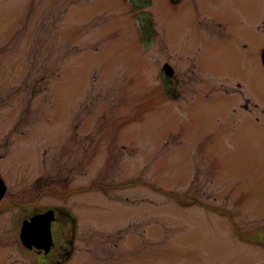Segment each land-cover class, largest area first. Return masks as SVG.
Returning <instances> with one entry per match:
<instances>
[{
	"label": "rangeland",
	"instance_id": "obj_1",
	"mask_svg": "<svg viewBox=\"0 0 264 264\" xmlns=\"http://www.w3.org/2000/svg\"><path fill=\"white\" fill-rule=\"evenodd\" d=\"M263 48L264 0H0V264L51 207L68 264H264Z\"/></svg>",
	"mask_w": 264,
	"mask_h": 264
},
{
	"label": "flooded vegetation",
	"instance_id": "obj_2",
	"mask_svg": "<svg viewBox=\"0 0 264 264\" xmlns=\"http://www.w3.org/2000/svg\"><path fill=\"white\" fill-rule=\"evenodd\" d=\"M168 1L173 6H176L178 4H181L183 0H168ZM212 24H213V26L218 27L220 32L223 29V24L220 22H216L215 20H213ZM263 49H262V51H263ZM261 62H262V52H261ZM171 80L174 81L173 79H171ZM31 213H32V216L29 219H25L23 222L30 221L32 218L39 216V215H42V214L50 213L52 215V218H51V220H52L51 221L52 245H51L50 251L45 252L44 250H40L37 248H33L32 250H28L30 253H33L32 255L34 257V260L36 261L35 264H68L69 261L73 257H75V254L78 252V248H79L78 240H77V238L75 239V233L77 232V225H76L75 218L71 215L70 212L67 211V208H65V207H51L42 213H39L38 211L33 210ZM66 217L68 218L69 221L66 219ZM47 219H48V217H47ZM69 222H71V224L73 226V230H74L73 236L70 239H64L63 238V242L59 245V247L57 248V251L54 253L53 251L56 247V241H58V239L60 241H62L61 229L67 230L65 225L66 224L68 225ZM55 223H59L61 225L64 224V227H61L59 232H57V231H55ZM22 227H23V224L21 226V229H22ZM21 229H20V232H21ZM19 237H20V235H19ZM29 264H33V263L31 262Z\"/></svg>",
	"mask_w": 264,
	"mask_h": 264
},
{
	"label": "water",
	"instance_id": "obj_3",
	"mask_svg": "<svg viewBox=\"0 0 264 264\" xmlns=\"http://www.w3.org/2000/svg\"><path fill=\"white\" fill-rule=\"evenodd\" d=\"M263 63H264V53H263ZM165 69H166V74L168 76L173 75V71L171 68L166 67ZM5 192H6V186L4 185L3 181L0 179V199L5 195ZM51 218L52 215L50 213H47L32 218L30 222L28 221L24 222L23 228L21 230L20 239L22 244L26 248L32 249L33 247H36L40 250H45V252L50 251L52 245Z\"/></svg>",
	"mask_w": 264,
	"mask_h": 264
},
{
	"label": "trees",
	"instance_id": "obj_4",
	"mask_svg": "<svg viewBox=\"0 0 264 264\" xmlns=\"http://www.w3.org/2000/svg\"><path fill=\"white\" fill-rule=\"evenodd\" d=\"M176 98H177V97H175V99H176ZM242 237H245V238H247V237H246L245 235H243V234H242Z\"/></svg>",
	"mask_w": 264,
	"mask_h": 264
}]
</instances>
